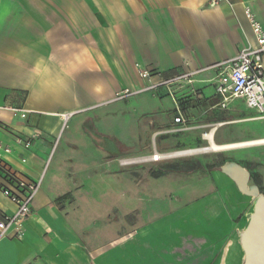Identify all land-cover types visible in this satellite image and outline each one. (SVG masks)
<instances>
[{"label": "crops", "instance_id": "obj_1", "mask_svg": "<svg viewBox=\"0 0 264 264\" xmlns=\"http://www.w3.org/2000/svg\"><path fill=\"white\" fill-rule=\"evenodd\" d=\"M210 1L0 0V145L11 149L2 162L26 182L42 180L25 238L0 242V264L124 262L90 248L80 227L84 218L65 210L69 194L80 203L84 193L98 192L118 177L122 120L136 122L138 156L202 147L208 144L202 135L212 129H201L217 131L229 122L214 121L228 110L218 108V99L203 86L214 82L216 70L199 74L193 85L172 87L173 96L163 88L132 101L116 100L126 89L147 86L137 65L170 78L256 46L244 8L250 7L264 28V0H230L233 7H211ZM167 99L172 107L161 114ZM65 114L71 117L64 126ZM179 114L185 125L174 123ZM183 134H193L196 146L170 140ZM224 165L207 177L211 188L204 201L167 218L132 221L116 246L133 245L134 264L142 255L144 264H229L233 249H239L243 264L236 220L248 212L249 199L222 172ZM7 179L0 171V219L16 212L3 194Z\"/></svg>", "mask_w": 264, "mask_h": 264}, {"label": "rangeland", "instance_id": "obj_2", "mask_svg": "<svg viewBox=\"0 0 264 264\" xmlns=\"http://www.w3.org/2000/svg\"><path fill=\"white\" fill-rule=\"evenodd\" d=\"M160 80L158 76L151 78L152 83H158ZM203 86L209 92L210 95L208 96L215 95L214 82ZM135 98L130 97L128 99L132 101ZM171 105L170 99L165 100L160 106L161 114L171 108ZM218 111L221 113L220 109ZM222 114L231 120L226 125L218 127L216 131L217 140L220 144L242 143L264 138V120L257 119L258 112L249 109L244 99H236L230 102L228 111H222ZM135 123L129 119L127 122L122 120L121 168L113 183L101 185L98 192L84 193L85 199L79 201L80 203H75L76 197L73 193L69 194V206L70 204L73 206H68L65 210L72 213L73 217L81 216L84 218L80 227L87 233L85 238L90 248H101L104 251L112 252V254L123 259L124 262L119 264H134L136 248L133 245H127L126 248L116 246L120 236L130 231L131 222L137 219L145 222L146 218H159L160 216L167 218L173 210H182L192 204H200L211 188V182L207 177L214 170L212 167L220 169L221 167L218 165L224 161L246 168L253 175V182L260 186L259 193L264 196V145L229 151L214 152L208 150L207 152L191 153L196 151L194 149L199 151L207 149L208 144L195 147L193 134H183L178 137L171 136L170 140L179 139L187 143L186 148H195L164 153L167 156L179 152H189L153 162L150 160L154 154L152 151L147 155L138 156L142 144L139 142V138L135 137ZM211 129L204 128L200 131L206 132ZM129 148L133 152L125 153ZM58 158L59 155L52 164L48 179L57 167ZM138 159H145V161L130 165L123 164V161H137ZM157 174H161V177L155 178ZM246 197L249 199L248 212L237 218L238 232L241 230L243 232L247 228L249 224L248 215L253 213L255 207V200ZM181 214L182 212L176 213V215ZM242 220L244 223L241 226ZM240 255L239 249H233L229 264H241ZM142 259H144L143 255L137 257L139 264H144ZM104 263L113 264L108 261Z\"/></svg>", "mask_w": 264, "mask_h": 264}, {"label": "built area", "instance_id": "obj_3", "mask_svg": "<svg viewBox=\"0 0 264 264\" xmlns=\"http://www.w3.org/2000/svg\"><path fill=\"white\" fill-rule=\"evenodd\" d=\"M220 5L234 6L230 0L210 1L211 7ZM244 14L252 29L256 42L255 47L249 46L241 50L236 57L227 62L219 63L200 71L179 74L170 78H164L160 74H155L141 65H137L139 77L148 83L147 86L136 91L126 89L116 95V100L122 101L146 92L156 94L163 88H167L170 91V95L173 96V92L170 90L172 87L176 85H193L199 74L205 71L216 70L218 74L213 81L215 97L218 99L217 107L226 111L229 108L230 102L236 99H244L249 109L258 112L259 116L257 119L264 120V28L250 7L244 8ZM153 76H158L161 79L160 82L152 83L151 78ZM22 117H25V113H23ZM70 117L71 114L63 115L64 126ZM174 123L185 125L186 120L179 114L174 119ZM182 130H186V128ZM209 135L210 132L204 133L202 138L206 139ZM24 147L25 149H29L30 143L24 144ZM10 153V148L0 145V171L6 173L9 183V186L3 189V194L16 205V212L13 215L4 216L0 219V242L8 238L18 241H22L25 238V223L32 215V205L42 185L41 179L37 182H26L15 174H12L2 162V156ZM164 156L163 154L155 152L150 157V160L159 162L164 159ZM138 160L140 162L145 161V159ZM129 161L134 160L123 162ZM25 162L23 160V163Z\"/></svg>", "mask_w": 264, "mask_h": 264}, {"label": "water", "instance_id": "obj_4", "mask_svg": "<svg viewBox=\"0 0 264 264\" xmlns=\"http://www.w3.org/2000/svg\"><path fill=\"white\" fill-rule=\"evenodd\" d=\"M221 170L235 183L240 193L255 200L254 211L251 216L248 215L249 224L239 234L244 264H264V196L256 186L248 185L250 174L245 168L235 163H226Z\"/></svg>", "mask_w": 264, "mask_h": 264}, {"label": "bare ground", "instance_id": "obj_5", "mask_svg": "<svg viewBox=\"0 0 264 264\" xmlns=\"http://www.w3.org/2000/svg\"><path fill=\"white\" fill-rule=\"evenodd\" d=\"M215 131H216V128L213 127L211 132H210V135L207 136V138H206V140L208 141V145H209L207 149H203L201 151L196 150V151L191 152V153L207 152L208 150H211L214 152L229 151V150L241 149V148H245V147L263 146L264 145V138L252 140V141H248V142H242V143L218 144L213 140V134L215 133ZM188 153L189 152L170 154V155L164 156V158L175 157V156L188 154ZM134 162H136V161L123 162V164L128 165V164H133Z\"/></svg>", "mask_w": 264, "mask_h": 264}, {"label": "trees", "instance_id": "obj_6", "mask_svg": "<svg viewBox=\"0 0 264 264\" xmlns=\"http://www.w3.org/2000/svg\"><path fill=\"white\" fill-rule=\"evenodd\" d=\"M231 119L229 118V117H227V116H225L224 114L223 115H218L215 119H214V121L216 122V123H219V122H228V121H230ZM217 143L218 144H220L219 143V141L217 140ZM226 163V161H224L221 165H218V166H222V165H224ZM161 177V174H157V175H155V178H160ZM64 198H67V195L66 196H64V197H62V198H60V199H58V201H61V200H63Z\"/></svg>", "mask_w": 264, "mask_h": 264}, {"label": "flooded vegetation", "instance_id": "obj_7", "mask_svg": "<svg viewBox=\"0 0 264 264\" xmlns=\"http://www.w3.org/2000/svg\"><path fill=\"white\" fill-rule=\"evenodd\" d=\"M211 169V168H210ZM212 169H215V167H212ZM246 169V168H245ZM213 171V170H212ZM249 172V171H248ZM249 174H250V178H249V183H248V185L249 186H256L257 188H259V190H261V188H260V186L258 185V184H255L254 182H253V175L249 172ZM235 184V183H234Z\"/></svg>", "mask_w": 264, "mask_h": 264}]
</instances>
